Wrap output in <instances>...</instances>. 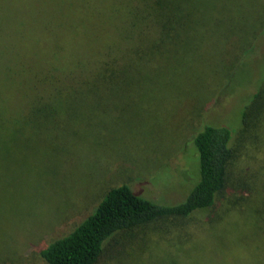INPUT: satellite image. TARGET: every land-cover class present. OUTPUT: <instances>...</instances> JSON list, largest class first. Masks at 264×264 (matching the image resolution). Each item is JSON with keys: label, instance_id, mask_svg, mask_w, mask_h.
<instances>
[{"label": "trees", "instance_id": "trees-1", "mask_svg": "<svg viewBox=\"0 0 264 264\" xmlns=\"http://www.w3.org/2000/svg\"><path fill=\"white\" fill-rule=\"evenodd\" d=\"M108 1L111 8L103 12L99 9L104 0H82L79 5L69 6L76 7L77 17L69 24L65 19L58 20L59 41L44 44L41 56L23 60L30 64L23 65V81L7 95L12 109L6 124L0 126V142L23 146L25 135H30L48 143L51 158L62 171H70L68 154L78 147L77 166L87 173L88 185L93 188L94 180H107L119 171L115 168L110 172L98 163L108 158L106 151L113 152L115 158L120 156L118 141L130 139L124 137L126 131L136 136L144 133L150 145L155 138L153 133L167 128L171 133L178 127L179 118L183 120V116L198 111V127L189 138L182 139L188 169H184L182 180L181 175L172 176L187 187L175 202L161 201L152 188L137 182L109 188L86 218L40 249L46 264H98L121 235L128 237L162 217L206 216L207 223L214 222L210 210L226 187L235 160L242 155L248 167L254 168L249 202L258 196L257 182L264 183V48L256 60L259 65L246 58L253 51L255 40L260 35L264 38V0ZM87 14V23L96 29L84 34L80 30ZM102 21L104 24L99 27ZM31 41L23 38L26 45ZM230 42L233 43L229 49L226 46ZM25 44L23 52L32 53ZM211 55L214 60H210ZM35 65L37 72L32 71ZM180 79L187 86H180ZM232 79L238 85H229ZM226 85L230 92L237 87L245 89L246 99L235 122L206 119L213 92L216 91L214 97L225 92ZM137 90L166 94L167 101L154 104L123 99ZM28 99L31 104L26 110ZM179 106L187 108L182 116L174 112ZM4 109L0 103V113ZM171 112L174 119L169 117ZM132 143L136 149L139 142ZM91 159L93 165H89ZM192 159L199 171L193 177ZM100 173L102 177L98 179ZM9 178L10 188L23 184V172L11 173ZM69 180L62 185L71 187ZM13 191L18 194L23 187ZM8 195L6 204L0 202L3 239L13 227L12 222L23 213V200ZM2 205L9 208L3 211ZM248 208L249 213L253 211L255 224L264 231V212L256 205ZM233 223V227H238L234 219L225 233ZM258 232L254 228L251 234ZM3 239L0 238L1 244ZM242 240L240 236L231 240L236 248L232 258L213 251L201 264H237L239 256L245 254ZM247 246L255 245L248 241ZM203 251L199 249V253ZM250 252L249 249L247 264H264V251ZM169 264L182 263L173 259Z\"/></svg>", "mask_w": 264, "mask_h": 264}, {"label": "rangeland", "instance_id": "rangeland-1", "mask_svg": "<svg viewBox=\"0 0 264 264\" xmlns=\"http://www.w3.org/2000/svg\"><path fill=\"white\" fill-rule=\"evenodd\" d=\"M81 1L0 0V103L5 107L4 112L0 113V126L6 124L12 109L7 95L12 94L23 81V65L30 64L29 61L23 63V60H29L30 56H41L44 44L52 45L59 41L56 27L58 20L65 19L66 24H69L77 15L76 7L72 9L68 7L73 4L79 5ZM107 1L104 0L100 12L111 8ZM88 15H85L80 30L84 34L92 28L96 29L87 23ZM100 23L99 27L104 21ZM103 34L101 31V36ZM25 37L33 41L26 45L23 43ZM258 38L253 44V51L246 57L255 62L261 57L264 48V38L261 35ZM232 43L225 46L230 49ZM24 44L32 53L23 52ZM209 58L214 60L212 55ZM241 60L245 61L244 58ZM211 66L214 68V63ZM32 71L37 72L38 65L33 66ZM212 74L215 77L216 74ZM236 83L232 79L229 85H238ZM179 85L185 87L187 82L180 79ZM225 88V92L222 90L215 97L213 95H216V91L213 92L212 102L208 107L210 113L205 116L206 119L235 122L236 115L246 99L245 89L237 87V90L230 92L227 85ZM123 99L163 104L167 101V96L160 92L137 90L135 94ZM17 102L18 100L15 104ZM200 102L202 107L203 99ZM30 104L31 99H28L26 110ZM177 108L178 110L174 112L180 116L187 109L182 106ZM169 117L174 119V113L171 112ZM139 121L137 117L136 122L140 126ZM176 122L178 127L175 131L171 129V133L169 128L153 133L155 138L150 145L145 140L144 133L140 132L136 136L126 131L124 137L130 139H127L128 142L118 141L121 148L120 156L115 158L113 152L106 151L105 156L108 158L99 160L98 163L103 168L111 169L110 172L115 168L119 171L107 180L106 177L100 181L94 180L93 188L88 185L87 173L77 166L78 147L68 154V161L71 162L70 171L66 169L62 171L59 170V163L51 158L48 143L30 135H25L23 146L0 142V202L6 204L8 194H12L14 199L23 200L21 202L23 213L12 222L13 227L10 226L8 229V236L4 239L0 236L3 239V244L0 243V264H46L40 249L53 239L71 231L95 209L102 193L123 182L129 184L137 182L142 187L152 188L153 192L160 195L161 201L175 202L187 185L181 184V181L172 176L181 175L182 180L184 169H188L186 166L188 157L183 153L185 146H182L184 142L182 139L189 138L193 129L198 127V111L191 112L187 117L183 116V120L179 118ZM132 142H139L136 149ZM88 162L89 165L94 164L93 159ZM191 164L190 175L196 176L199 173L196 160L192 159ZM253 170L254 168L248 167L244 155L235 160L231 175L228 177L229 181L210 210L209 215L216 219H213L214 222L207 223L206 216L159 218L148 226L137 229L128 237L121 235L120 241L118 239L116 246L103 254L98 264H169L173 259L182 264H201L202 259L211 257L213 251L225 253L232 258L236 253L232 241H235L237 236L246 240V242L242 240L245 254L239 256L237 264H247L249 249L251 254L253 251L260 254L264 251V231L261 229L263 227L255 224L253 211L251 213L248 211V207L256 205L259 211L264 212V183L262 184L261 180L257 182V198L249 202L253 191L251 176ZM21 172L23 184L15 188L23 187V191L17 194L13 191L15 188H10L12 180L9 175ZM101 177L102 173L98 179ZM67 179L71 187H67V184L62 185ZM101 182L103 184L100 185ZM53 187H56L55 192L51 190ZM245 198H248V201ZM7 208L9 207L6 205L1 206L3 211ZM234 219L239 223L238 227H233L235 225L233 223L231 229L225 233ZM254 228H258L259 232L252 236ZM240 230L243 231L239 232ZM248 241L255 246L248 247ZM223 245L229 247V250H224ZM199 249H204L203 253H199ZM251 259L255 261L252 255Z\"/></svg>", "mask_w": 264, "mask_h": 264}]
</instances>
